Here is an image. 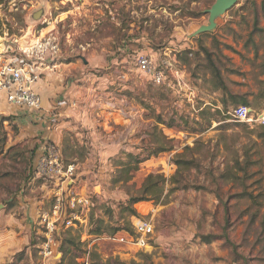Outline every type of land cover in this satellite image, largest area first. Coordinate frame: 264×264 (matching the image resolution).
<instances>
[{
    "label": "rangeland",
    "instance_id": "rangeland-1",
    "mask_svg": "<svg viewBox=\"0 0 264 264\" xmlns=\"http://www.w3.org/2000/svg\"><path fill=\"white\" fill-rule=\"evenodd\" d=\"M214 2L0 0V53L5 49L10 59L38 69L37 85L49 84L56 74L55 83L60 79L58 86L65 90L87 84L76 72L82 67L88 69L90 58L106 59L107 66L94 73L96 77L109 75L108 82L95 95H109L96 99L118 101L116 110L125 115L122 124L109 121L107 126L97 124L104 118L96 116L91 126L94 141L89 135L91 131L76 126L63 134L61 148L56 145L60 152L66 151L63 161L75 165V179L69 189L82 198H91L94 204V212L79 215L88 219L90 226L99 218L108 227L106 230L123 229L116 232L114 239L89 237L87 224L79 230H61L54 259L46 264H56L61 259L57 256L61 254L58 249L65 236L75 238L79 246L83 243L80 247L83 252L96 251L103 261L264 264V143L256 138L260 127L230 124L218 128L224 123L221 115L214 116L208 127L206 120L197 116L204 107L226 111L224 114L237 107L224 95L226 86L236 96L244 97L249 109L264 114V40L253 34V44L244 48L253 29L255 12L259 27L264 28V0H238L216 20L211 32L189 37L208 24L207 11ZM140 54L157 59L181 56L192 80L189 90L200 93L187 100L182 92L153 90V95L150 92L148 98L143 97L145 101L139 102L143 108L146 102L150 104L148 115L144 113L142 118L151 122L139 120L137 129L132 131L129 85L139 77L133 57ZM74 65L78 71L69 70ZM58 68H65L63 75ZM214 70L219 78L211 75ZM115 71H122L124 76ZM62 95V91H56L51 101L63 104ZM26 117L0 100V264L41 263L35 245L40 238V217L51 209L58 192L54 183L30 177L35 153L44 141L32 135L29 128L34 125H23ZM2 118L7 121L2 122ZM39 120L43 121V117ZM156 148L172 151L138 165L128 181L114 183L120 163L130 164L136 155L143 159ZM176 160L182 164L176 183H171L177 173ZM149 174L167 180L163 196L171 189L177 190L169 194V204L150 207L152 212L138 211L143 203L133 206L138 218L150 219L154 227L150 246L141 249L120 239L125 233H132L133 218L125 211L127 202L139 196ZM63 198L66 200L65 195ZM28 218L31 229L24 228ZM77 256H81L76 260L78 263L87 264V254L78 252Z\"/></svg>",
    "mask_w": 264,
    "mask_h": 264
},
{
    "label": "built area",
    "instance_id": "built-area-1",
    "mask_svg": "<svg viewBox=\"0 0 264 264\" xmlns=\"http://www.w3.org/2000/svg\"><path fill=\"white\" fill-rule=\"evenodd\" d=\"M3 45V43H2ZM9 52L3 50L0 53V100L15 112L27 115L30 120H34L42 109V97L35 90L39 82V70H32L24 62L8 57ZM137 70L143 74L149 82L161 86L166 80L163 70L159 69L147 55H137L134 58ZM232 121L247 124L250 126H264V114H258L248 107L239 106L233 108L228 113ZM34 180L54 183L58 187V192L54 196L53 206L48 212L41 214V242L37 246L40 257V264L53 258L56 254V244L58 234L61 230H79L87 224L88 219L83 218L80 213L88 214L94 208L92 199L78 196L69 189L75 179V165L65 163L59 148L51 142H44L40 153L35 158L33 165ZM66 196V200L63 196ZM154 227L152 221L146 218H133L132 233L120 240H126L129 244L142 248L149 245L153 235Z\"/></svg>",
    "mask_w": 264,
    "mask_h": 264
},
{
    "label": "crops",
    "instance_id": "crops-1",
    "mask_svg": "<svg viewBox=\"0 0 264 264\" xmlns=\"http://www.w3.org/2000/svg\"><path fill=\"white\" fill-rule=\"evenodd\" d=\"M136 56L133 57V60ZM151 59V61L161 70H163L166 80L161 86H157L149 82V80L140 73L137 68H135L136 73L138 74V78L135 79L131 83L130 81V87L129 92L131 96V103L129 108V117L131 121H133V130H136L138 127L139 120L149 123L150 120L146 119L147 121H144L142 118L143 114L147 116L148 109L150 110V104L146 102L147 104L145 108H143L139 102L145 101L143 97L148 98V95L151 92V95H153L155 92L153 90H156L157 88L167 92V93H173V94H179L184 93V97L187 98V100H191V96L196 97L200 92H195L194 90H189V83L192 81L190 79V75L186 72V68L181 63V56H160V59H157V56H147ZM231 58V56H228ZM105 60H95V58H90L88 60L89 68L85 69L84 67L80 68V72L76 69L78 68L77 65L71 66L69 69L70 71H78L76 72L78 76L82 77V80L87 81L85 86L82 87H71L67 88L66 90L62 88V86L59 85L60 79L57 80L55 83L54 79L55 76L50 79V83L47 82L38 84L36 87V91L41 95L43 103L42 108L43 112H40L38 114V120H30L29 118H25V121L23 122V125L25 127L27 125H34V127L29 128L32 135L35 134V136L40 137L42 140L54 143L55 145L62 146V139L63 134L66 133L68 130L72 131L76 129L78 126L79 128H85L86 131H91L89 135L92 137V141H94L95 133L92 132L91 126L96 122V116L97 118H104V121L101 122L98 120L97 124L107 126L109 121H113L117 124H122L123 122V116L120 110H116V106H118V101H113L112 99L109 100H101L96 99L97 96L106 97L108 98L109 94H103L99 93L96 94L97 90L105 89L106 83L108 82L109 75H102L99 77L95 76L94 72H97L99 68L106 67L107 64L105 63ZM134 63V62H133ZM135 67V64H134ZM87 68V67H86ZM61 73L62 71H66L61 68H58ZM117 74L124 76V73L122 71H115ZM114 72V73H115ZM53 74V75H54ZM51 75V74H50ZM63 75V73H62ZM111 75V74H110ZM232 79V78H231ZM48 81V80H46ZM59 82V83H58ZM40 85V86H39ZM54 86V88H53ZM147 86V87H146ZM56 87V89H55ZM149 88H152L150 91ZM157 89V90H158ZM189 90V91H188ZM56 91H62L63 95V104H55L51 101L53 94H56ZM190 94V96L188 95ZM215 94V93H214ZM199 96V95H198ZM197 96V97H198ZM152 97V96H151ZM61 98V99H62ZM200 101L204 102V99L199 98ZM82 103L84 104L82 106ZM208 104L207 102H205ZM52 104H55L54 106H58L57 108L52 106ZM176 104H179L177 102ZM149 107H148V106ZM41 111V110H40ZM158 112V111H157ZM25 115V114H24ZM35 117V115H34ZM41 117H43V121L45 119V123L42 120H39ZM73 121L71 124V121ZM37 121V122H36ZM151 125V123L149 124ZM137 133V131L135 132ZM38 153H35V155ZM90 172V171H89ZM150 206L148 204L140 205L138 208V211L142 213H147L150 210ZM153 211L152 209L150 210ZM41 214V213H40ZM39 214V215H40ZM27 215V214H26ZM32 215V213H30ZM35 217V216H33ZM27 223H24L25 229H31V220L28 218L26 219ZM23 228V229H24ZM25 241H27V238H25ZM6 252H1V255H4Z\"/></svg>",
    "mask_w": 264,
    "mask_h": 264
},
{
    "label": "trees",
    "instance_id": "trees-1",
    "mask_svg": "<svg viewBox=\"0 0 264 264\" xmlns=\"http://www.w3.org/2000/svg\"><path fill=\"white\" fill-rule=\"evenodd\" d=\"M262 13H264V8H263ZM258 18H259V16H258L257 12H255L254 17H253V29H252V32H251L247 42L244 44V48L245 49L247 48L248 45L253 44V42H254L253 34L257 33L258 35H260V38L262 40H264V28H260L259 27V19ZM203 51H204L205 55L209 56V53L206 50H203ZM184 53L187 54V52H184ZM254 53H255V55L257 54L256 49H255ZM211 75L214 76V77L219 78L218 76H216V75H218V71H216V70H214L213 74H211ZM226 87L223 88V91H225L223 93H224V95H226V97H228L229 100H231V102H233V104L235 106H237V107H239V106L249 107V105H248V103H247V101L245 100L244 97L236 96V94H233L232 92L228 91L226 89ZM223 102H224V104H226L225 100ZM224 113H226V111L225 112H221L219 110H214L213 111L212 108H210V107H204L201 110H198L197 116H201V118L205 119L206 122L208 123L207 124L208 127L211 126V119L214 116H219V115L224 116V117H221L222 121L224 123H220L218 128L219 127L226 128L227 126H230V124H236V125H242L243 124V123H238V122L232 121L230 115L229 114H224ZM12 116L15 117L14 115H12ZM10 119H12V118H10ZM4 121H7V119L2 118V122H4ZM225 121H229V122H225ZM169 127H170V125H169ZM256 136H257L256 137L257 139L261 140L264 143V126L260 127V130H259V132H257ZM44 142H47V141H44ZM40 150L41 149L38 150V153L35 155V158L40 153ZM170 151H172V149H170V148H156L154 151H151L149 154L144 156L143 159H139V157L136 155L133 158H131L130 164H129V162L127 164L120 163L121 169L118 172L119 176L116 178L114 183L128 181L129 180V174L132 171H136L138 169V165H140L141 163L149 160L151 157H156L158 154L168 153ZM64 152H66V151L63 150V153H62V149H61V156H64ZM130 157H132V155H129V158ZM65 161H67V160H65ZM34 162H35V159H34L32 165H31V167L29 169L30 177L33 176V165H34ZM132 163H133V165H132ZM174 164L177 167V173L175 174V176H173L170 179L171 183L172 182L176 183L175 179H176V176L178 175V168L181 166L182 162L179 161V160H176L174 162ZM226 179H228V176L226 177ZM166 181L167 180L161 175L149 174L145 178V180H144V182L142 184L139 196H136V197H133V198L131 197L128 200L126 208H125V211L128 213V216H130L131 218L138 217V212H137V210H135L133 208V206L136 205V204H139V203L140 204H142V203L143 204H148V205L150 204L149 205L150 207H153V206L155 207L157 205L165 206V205L169 204V202L167 200V198L169 197V194L171 192L177 190V189H173V190L171 189V190H169L168 194L163 196V193H164L163 185L166 183ZM243 195H246V194H243ZM93 209H91L92 212L95 211ZM91 216H93V214L90 215V219H91ZM91 220H93V217H92ZM90 224H91V226H90V230L88 231V236L89 237H94V239H100V238H103V237L113 238L114 239V236H115L116 232L117 231L119 232L121 229H123L121 227H116L115 229H113L111 231H110V229L106 230V229H108V227L105 226L103 220H101L99 218H96L94 223L92 224V222H91ZM226 224H228L227 221H226ZM226 241H228L227 238H226ZM40 242H41V239L39 238V241L36 242L35 245L38 246L40 244ZM81 244H83V243H81ZM81 244L79 246V245H77L75 243V238L69 237V236H67V237L65 236L63 238V240H62V243L60 241V246H59V249H58V252L61 253L62 256H61V259L56 264H66V261H69L70 264H81V263H78L76 261L77 259L81 258V256L80 257L77 256L78 252L80 254L81 253L84 254V256L87 254V257H88L87 264H125V263L120 262L118 259H108L106 261H103V259L100 257V255L96 251H85L84 250V252H83V250H81V248H80ZM37 250H38V248H37ZM18 255L21 256L22 252L20 254H18Z\"/></svg>",
    "mask_w": 264,
    "mask_h": 264
},
{
    "label": "water",
    "instance_id": "water-1",
    "mask_svg": "<svg viewBox=\"0 0 264 264\" xmlns=\"http://www.w3.org/2000/svg\"><path fill=\"white\" fill-rule=\"evenodd\" d=\"M238 0H215L214 4L207 11L208 13V24L200 26L193 34L189 37L194 38L200 34L211 32L216 27V20L224 15L228 10L237 4ZM61 257V254L57 255ZM54 259V258H52Z\"/></svg>",
    "mask_w": 264,
    "mask_h": 264
},
{
    "label": "bare ground",
    "instance_id": "bare-ground-1",
    "mask_svg": "<svg viewBox=\"0 0 264 264\" xmlns=\"http://www.w3.org/2000/svg\"><path fill=\"white\" fill-rule=\"evenodd\" d=\"M96 191H98V190L96 189Z\"/></svg>",
    "mask_w": 264,
    "mask_h": 264
}]
</instances>
